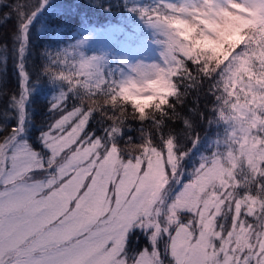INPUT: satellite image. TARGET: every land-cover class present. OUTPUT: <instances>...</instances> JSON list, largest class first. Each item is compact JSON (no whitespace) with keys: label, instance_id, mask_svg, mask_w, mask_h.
<instances>
[{"label":"snow or ice","instance_id":"1","mask_svg":"<svg viewBox=\"0 0 264 264\" xmlns=\"http://www.w3.org/2000/svg\"><path fill=\"white\" fill-rule=\"evenodd\" d=\"M47 3L0 0L16 76L0 87V264H264V0L130 9L160 60L119 75L73 46L33 50Z\"/></svg>","mask_w":264,"mask_h":264},{"label":"trees","instance_id":"2","mask_svg":"<svg viewBox=\"0 0 264 264\" xmlns=\"http://www.w3.org/2000/svg\"><path fill=\"white\" fill-rule=\"evenodd\" d=\"M157 2L158 0H48V3L41 9L31 26L32 49L38 52L45 45L54 50L66 48L78 38V35L97 27H115L116 30L112 33L114 39H118L120 36L126 38L125 35H122L126 32L128 39L121 38L127 42L128 40H140L148 36L150 31L148 25L144 23L138 12L130 9L134 7H153ZM11 23L9 21L6 27H0V32L10 29ZM143 27H146L147 35L142 33ZM133 36H135V39H133ZM3 42L0 40V43ZM114 42L112 39L108 44L105 53L106 57L103 59V68L116 74V67L122 66V64L121 60L116 57L118 52V44L116 42L111 50V43ZM111 53L114 56L113 59H111ZM0 56L6 57L8 61L7 67L2 74L3 82L0 84V87L9 90L14 89L16 86V76L14 52L11 45L3 50ZM29 56H31V52H29ZM34 63H39L38 54L34 59ZM111 63L116 66H111ZM51 93L52 89L47 83H37L33 88L31 106L34 109L33 115L37 123L44 115L46 101ZM194 95L195 93H193ZM191 103L192 97L190 96L186 102L185 109ZM203 103L204 101L201 100V104ZM202 150V147L194 150L191 154L192 157L198 158L199 151ZM192 163L193 159L188 160L189 167ZM137 235H139V239H136V234H134L130 240V244L134 248H141L145 245L146 238L143 235Z\"/></svg>","mask_w":264,"mask_h":264},{"label":"rangeland","instance_id":"3","mask_svg":"<svg viewBox=\"0 0 264 264\" xmlns=\"http://www.w3.org/2000/svg\"><path fill=\"white\" fill-rule=\"evenodd\" d=\"M148 29L150 31V34L148 36H145L140 40H132V41L128 40L127 42L126 40H124V39H128L127 37L128 34L126 32L122 34L125 35L126 38L120 36L118 37V39H114L112 33L115 32L114 31L116 30L115 27L113 26L103 27V28L97 27L83 34L78 35V38L72 43H70L69 46H73L77 48L79 52H82L85 56L95 55V56H101L103 57V59H105L106 49L110 41L113 39V41H115L118 44V49H117L118 52L116 54V57H118L121 60V64H122V66L116 67L117 68L116 74L119 75L122 72H126L128 70L129 65L135 64L137 62L140 61L158 62L160 60L159 53L161 51V46L155 43L158 37L154 33V30L151 29L149 26ZM142 33L146 34V27H143ZM121 37L124 39H122ZM133 39H135V36H133ZM81 41L82 43H78ZM115 42L111 43V50L115 46L116 44ZM113 58L114 56L111 53V59ZM111 66H116V65L111 63ZM105 71L107 70L105 69Z\"/></svg>","mask_w":264,"mask_h":264}]
</instances>
